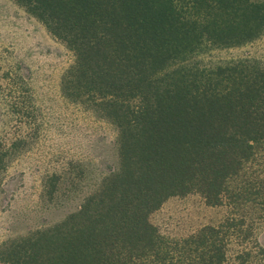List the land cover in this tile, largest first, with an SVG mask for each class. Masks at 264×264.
<instances>
[{"label":"trees","instance_id":"obj_1","mask_svg":"<svg viewBox=\"0 0 264 264\" xmlns=\"http://www.w3.org/2000/svg\"><path fill=\"white\" fill-rule=\"evenodd\" d=\"M12 1L72 54L61 94L116 129L117 166L63 221L2 242L0 264H264V65L196 58L258 39L264 0ZM192 193L229 216L162 236L149 216Z\"/></svg>","mask_w":264,"mask_h":264},{"label":"rangeland","instance_id":"obj_2","mask_svg":"<svg viewBox=\"0 0 264 264\" xmlns=\"http://www.w3.org/2000/svg\"><path fill=\"white\" fill-rule=\"evenodd\" d=\"M196 58L205 66L244 58L264 65V33ZM72 61L37 19L0 0V146H14L1 172L0 244L63 221L116 169V129L61 94ZM228 216L226 206H208L192 193L168 198L149 221L162 236L183 238ZM252 239L264 247V224Z\"/></svg>","mask_w":264,"mask_h":264}]
</instances>
